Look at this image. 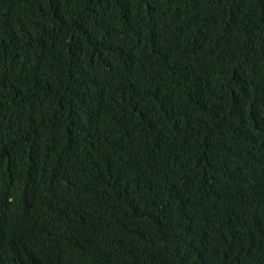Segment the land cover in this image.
<instances>
[{
  "label": "trees",
  "instance_id": "trees-1",
  "mask_svg": "<svg viewBox=\"0 0 264 264\" xmlns=\"http://www.w3.org/2000/svg\"><path fill=\"white\" fill-rule=\"evenodd\" d=\"M0 264H264V0H0Z\"/></svg>",
  "mask_w": 264,
  "mask_h": 264
}]
</instances>
